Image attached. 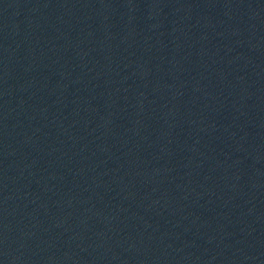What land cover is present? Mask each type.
I'll return each instance as SVG.
<instances>
[{
	"label": "water",
	"instance_id": "obj_1",
	"mask_svg": "<svg viewBox=\"0 0 264 264\" xmlns=\"http://www.w3.org/2000/svg\"><path fill=\"white\" fill-rule=\"evenodd\" d=\"M0 264H264V0H0Z\"/></svg>",
	"mask_w": 264,
	"mask_h": 264
}]
</instances>
